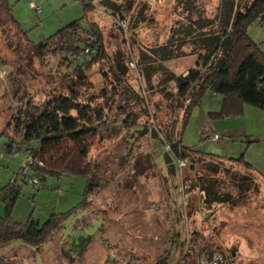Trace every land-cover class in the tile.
<instances>
[{
    "label": "rangeland",
    "instance_id": "rangeland-1",
    "mask_svg": "<svg viewBox=\"0 0 264 264\" xmlns=\"http://www.w3.org/2000/svg\"><path fill=\"white\" fill-rule=\"evenodd\" d=\"M191 1L189 9L180 0H113L112 8H118L114 10L95 0V9L81 22L85 26L87 20L97 22L104 54L84 73L87 87H80L79 99L93 95V107L101 108L107 125L99 126L86 156L97 168L100 187L80 208L86 183L81 175L64 171L49 175L39 188L32 187L27 177L35 175L30 170L35 165L23 162L25 143L13 125L26 104L40 105L66 94L75 81L71 68L56 66L62 61L67 65L66 61L55 55L36 57L28 42L43 41L80 17L81 5L75 0H8L27 40L9 25L0 29V187L13 178L20 187L11 212L16 220L25 223L32 218L41 224L51 213L66 217L38 247L20 240L1 246L0 264H177L183 255L196 264L199 256L212 250L222 251L223 264H264V109L244 103L242 113L220 115L221 96L207 89L182 125L183 109L173 83L163 82L166 75L158 70L159 56L149 55L150 48L180 44L174 57L159 62L175 75L195 67L197 50L181 29L188 17L213 19L219 0ZM235 1L240 7L250 2ZM247 33L264 51V23L253 21ZM115 60L137 95L119 88L118 95L107 101L104 94L111 89ZM148 62L149 79L143 71ZM130 111L139 115L134 126L126 127L121 120ZM145 128L158 137L143 133ZM178 128L183 144L206 155L200 161L194 156L193 170L180 162L170 172L162 156L167 139L176 138ZM212 133L218 139L210 140ZM207 154L242 156L249 170L224 161L220 165L224 170L207 173L202 166L208 162ZM202 167L216 186L232 195L238 193L234 179L241 174H251L255 184L237 204H204V193L194 187ZM3 211L0 200V214Z\"/></svg>",
    "mask_w": 264,
    "mask_h": 264
},
{
    "label": "trees",
    "instance_id": "trees-1",
    "mask_svg": "<svg viewBox=\"0 0 264 264\" xmlns=\"http://www.w3.org/2000/svg\"><path fill=\"white\" fill-rule=\"evenodd\" d=\"M75 1H78L82 8L80 17L63 25L43 41L36 44L28 42L30 51L36 57L55 55L66 61L67 65H64L62 61L56 66L67 70L71 68L75 81L73 84L70 83L66 94L58 95L40 105L26 104L25 110L23 112L19 110L14 117L13 126L21 134L25 143L23 150L41 162V166H34L30 169L35 174L34 176L41 180V185L49 175H58L64 171L85 177L83 198L79 204L82 208L88 203L86 196L100 187L97 168L86 160V156L91 138L99 131V126L107 125V122L101 108L93 107L96 99L93 95L88 94L79 99L82 95L79 94L80 87L82 89L87 87V78L84 73L98 58L102 57L104 52L101 29L97 22L87 20L86 26L81 25L87 13L95 9V0ZM180 1L181 4L191 9V0ZM112 2L113 0H101L105 9L117 10L118 8H112ZM187 19L189 21L187 25L184 24L181 33L184 34L183 38H187L190 45L197 50L194 56L195 67H190L184 73L175 75L174 72L165 68L164 63L159 62L174 57L176 55L174 49L178 45L180 47V44L173 46L165 44L154 47L153 50L149 49V55L159 56L157 58L160 67L158 70L166 75V81L163 82L172 81L173 83L174 93L183 109L182 125L187 122L193 105L200 103L207 89L211 90L214 95L221 96L220 112H218L220 115L240 114L243 112L244 103L264 109V51L247 33L248 26L253 21L258 20L264 23V0H250L242 7L236 4L235 0H219L213 19L206 16H198L192 20L188 17ZM8 25L14 28L24 40H27L25 31L19 27L12 15L8 0H0V29ZM75 57H78L76 63L74 62ZM115 63L118 67L111 68L113 74L112 84L109 82L111 89L108 95L104 94L107 101L113 100L114 94L118 95L119 88H130L122 76L123 70L118 69L119 61L115 60ZM150 65L151 62L143 64V71L148 79L151 70L147 71V68ZM200 67H205L206 71H201ZM130 89L136 96V92ZM136 98L141 104L142 99L138 96ZM144 111L146 110L138 113L142 114ZM138 113L128 112L125 115L127 118L122 119L121 122L126 127L134 126L135 116ZM147 131H150L153 137H158L152 129L142 130L143 133ZM166 143L162 157L166 169L170 172L175 170V165L179 167L178 161L180 160L184 162L187 169L193 170L196 168L194 156L198 155L200 161L203 155H206L182 143L180 128H178L176 138H169ZM10 146L7 144V151ZM207 156H209L208 162L202 165L207 169V173L216 174L224 170L220 166L224 161L241 164L245 170H249L250 167L242 156L238 158H221L213 154H207ZM203 167L197 174L198 182H195L194 187L201 194L204 193V204L206 202L237 204L241 196L248 189H252L255 184L251 174H241L234 179L238 193L232 195L222 191L221 186H216L215 179L204 173L205 168ZM41 185L32 187L39 188ZM186 190H188L187 187ZM19 192L20 187L15 183V178L0 187V200L4 204L3 214H0V247L13 240H20L30 246L38 247L66 217V214L51 213L41 224L32 218L27 219L25 223L14 219L11 212ZM214 251H209L202 257L209 258L211 252ZM219 252L222 255L219 264H223L225 256L222 251ZM202 257L199 256L196 264H199ZM186 263L190 264L185 255L177 262V264Z\"/></svg>",
    "mask_w": 264,
    "mask_h": 264
},
{
    "label": "built area",
    "instance_id": "built-area-1",
    "mask_svg": "<svg viewBox=\"0 0 264 264\" xmlns=\"http://www.w3.org/2000/svg\"><path fill=\"white\" fill-rule=\"evenodd\" d=\"M36 11L37 10H40V6L38 5H34ZM120 22H124V20H120ZM209 138L210 140H215V139H218V135L216 133H212L209 135ZM23 162H26L28 164H32V165H35V166H41V162H39V160L37 159H34L32 158L29 154H27V156L25 157V161ZM179 164L180 162L182 163V165L184 164L183 161H178ZM26 168V166L24 167V169ZM25 172V171H24ZM27 180L28 182L32 185V186H39L41 185V180L38 179L36 176H28L27 177ZM180 191H182V188L179 189ZM212 254H210L209 258H205L203 257L199 264H219L220 261L222 260V255L220 254L219 251H214V252H211Z\"/></svg>",
    "mask_w": 264,
    "mask_h": 264
}]
</instances>
